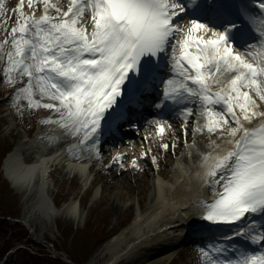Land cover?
Segmentation results:
<instances>
[{
  "label": "snow or ice",
  "instance_id": "obj_1",
  "mask_svg": "<svg viewBox=\"0 0 264 264\" xmlns=\"http://www.w3.org/2000/svg\"><path fill=\"white\" fill-rule=\"evenodd\" d=\"M249 3L18 0L9 8L0 0L4 83L21 84L12 97L21 115L22 99L29 109L52 111L56 119L43 123L59 125L78 138L74 149L87 147L99 157L98 132L109 111L167 67L170 75L160 78L162 96L177 106L184 135L192 124V134H206L213 149L231 145L203 155L204 182L215 196L203 202V219L240 224L237 236L264 247V0ZM236 19L259 25L255 44ZM152 124L155 135L151 141L146 135V142L176 131L163 118ZM157 146L167 151L176 144ZM125 158L118 153L113 162L123 168ZM137 163L133 158L132 167ZM200 251L206 264H264V250L234 258L225 255L227 245Z\"/></svg>",
  "mask_w": 264,
  "mask_h": 264
},
{
  "label": "bare ground",
  "instance_id": "obj_2",
  "mask_svg": "<svg viewBox=\"0 0 264 264\" xmlns=\"http://www.w3.org/2000/svg\"><path fill=\"white\" fill-rule=\"evenodd\" d=\"M155 120L153 117L146 123V130L140 132L133 143L135 146L126 150L122 168L121 162H113V157L117 154L114 156L107 154L103 161L98 158L91 159L92 165L88 167L82 163L67 161L70 159L69 156L75 155L74 150H68L63 154L60 149L64 143L75 137L68 136L59 125L55 127L58 130L52 133L45 129L44 135L41 127L35 137L28 140L18 136L20 133L15 132L16 127L12 126L9 118L2 117L0 127L7 124L8 128V132L4 130L5 135L9 138L14 136L19 138V143L4 159L5 175L10 178L12 186L22 194L26 192L30 181L34 188L28 196L23 218L27 220L30 214H35L45 219L47 223L48 219L64 213L72 223L79 225L86 217L85 212L77 208L74 198L63 207L56 208L50 199L53 189L48 179L53 173H57L61 180L72 174L75 181L87 182L89 176L93 175L92 181L98 180L102 183L101 195L107 194L102 198L97 197L99 193H96L94 205L103 203L117 210H122L128 204L131 207L135 202L140 205L131 223L106 240L93 253L91 259L95 264H98V260L106 252L110 254V258L103 264H117L119 260L125 258L133 264H143L153 258L154 264L163 262L173 264L175 259H179L180 264H194L196 258L188 253L185 255L186 260L180 259L185 257L181 253L186 231H197L196 234L199 235L219 234L228 247V239L225 237L234 235L240 224H214L203 219V202H211V195H214L212 188L204 182L203 174L207 169L203 164V155L208 152L215 155L217 151L231 145L217 141L221 143V149H213L210 139L205 138V135L192 134V124L189 125V133L184 142L185 135L180 127L183 123L181 116L172 120L181 121L177 127L171 123L176 130L173 134L166 133L163 139L156 136L154 141L146 142L145 134L153 128L152 122ZM252 126L255 125H250ZM153 135L155 129L149 137L150 141ZM61 138L62 141L57 143ZM211 139L215 140L216 137ZM157 140L170 145L175 143L176 147L165 151L157 146ZM193 140L196 141L195 147H192ZM148 148H151V152L141 157V153ZM85 154L89 158L92 156L90 152ZM153 156L157 158L155 164L152 162ZM133 158H138L136 167H132ZM199 158L201 160L197 162ZM250 219L251 217L248 218L249 221ZM228 232L231 234L226 236ZM135 250L138 251L134 257H130Z\"/></svg>",
  "mask_w": 264,
  "mask_h": 264
},
{
  "label": "rangeland",
  "instance_id": "obj_3",
  "mask_svg": "<svg viewBox=\"0 0 264 264\" xmlns=\"http://www.w3.org/2000/svg\"><path fill=\"white\" fill-rule=\"evenodd\" d=\"M6 3L8 4L9 8L15 7L16 0H6ZM2 65V73L1 76L4 78L3 69L5 67L4 62H0ZM7 83H4V80L2 81L0 79V98L2 97V87L6 85ZM9 86H13L10 84H7ZM3 102L0 103V118L4 117L3 115L6 114L3 111ZM43 108L39 109H29L27 108L26 111L23 113L22 119L19 120L16 118V115H8L7 118L10 119L12 125L16 127L15 132H19L20 134L18 136L25 137L26 134H30L33 128V122L38 117L36 116L44 114ZM40 110V111H39ZM32 111V112H31ZM39 111V112H38ZM7 124L0 127V160L3 155V151L5 149L12 150L15 144L19 142L18 137L9 138L5 135V131L8 130L6 127ZM5 130V131H4ZM8 132V131H7ZM2 165V164H1ZM0 165V166H1ZM109 180V178H107ZM48 182L51 185V188L53 189V194L50 196L55 203L61 202V200L69 201L70 199L74 198L75 203L79 206L78 208L80 210L85 211L86 217L82 223L79 225L72 223L64 213H59L56 217H53L52 219H48L47 223L45 222V219H43L40 216H37L35 214H30L27 218V221L21 216L20 218V224L25 225L24 227L27 229V231L30 233L26 238L22 240L23 242L28 241L27 245L30 246L31 242H33L34 245H37L38 247H41L44 249L45 252H50L52 254H55V247L58 249L61 243H63L64 235L70 231H73L74 228L78 230H82V227L84 224H92V225H100V223H104V225L101 226L102 231L104 234L108 233L109 236L105 237L103 241L98 244L97 248H99L102 243H104L106 240H108L110 237L115 236L118 234L121 230L126 228L131 221L133 220L136 210L139 209L140 205L138 202L126 205L122 210L115 209L114 207H110L109 205L100 203L99 205H94L93 200L95 198L96 193L99 192L97 197L105 198L107 194L102 193L101 195V181H94L93 184H91V187L89 191L87 192L88 184L85 185L82 182L75 181L74 177L72 175H68L65 177V179L61 180V178L58 177L57 173H53V176H51L48 179ZM3 187L0 188V214L5 213H11L13 214L12 217L15 216V213L17 210L14 209L22 207V213L24 210V207H26L27 199L29 194H20L17 190H14L12 194H8V196L1 195L3 190ZM126 199H124L125 201ZM122 200V202H124ZM127 201V200H126ZM125 201V202H126ZM93 204V206H92ZM7 224H12L11 221H6ZM7 227L5 224V227H3V224L0 223V254L1 251L5 249V247L10 245H15L14 236H11V238H8L7 234ZM63 234V235H62ZM80 237H83V233L79 235ZM106 236V235H105ZM17 243V242H16ZM20 244L17 243V245ZM123 247V245H122ZM138 251V250H135ZM57 252V251H56ZM60 253V252H57ZM93 254V253H92ZM135 253L133 252L130 257H134ZM185 256V255H184ZM90 258L84 263V264H95V262H92ZM110 258V254L106 252L104 256H102L98 260V264L105 263ZM187 256L180 257V259L186 260ZM199 262H203L202 259L198 258ZM25 260V257L23 255V252L17 251L13 255L6 254L0 264H23ZM155 258L148 260L146 263L143 264H154ZM181 261L179 259H175L173 264H180ZM117 264H133L132 262L128 261L126 258L124 260H119ZM158 264H169L168 262L158 263ZM191 264V263H187ZM195 264H203V263H195Z\"/></svg>",
  "mask_w": 264,
  "mask_h": 264
},
{
  "label": "trees",
  "instance_id": "obj_4",
  "mask_svg": "<svg viewBox=\"0 0 264 264\" xmlns=\"http://www.w3.org/2000/svg\"><path fill=\"white\" fill-rule=\"evenodd\" d=\"M78 236V235H77ZM77 236H74L72 239L73 242H72V246H71V249L69 250L66 246H65V249L67 250L68 253L71 254L73 260H75L76 262H80L81 258H82V250L80 249V247H78V239H77ZM66 240H68V237H66ZM41 254L43 253H36L35 256H40ZM43 258H42V261L44 264H62L58 259H55V258H51L50 256L48 255H45V253L43 254ZM33 256V257H35Z\"/></svg>",
  "mask_w": 264,
  "mask_h": 264
}]
</instances>
